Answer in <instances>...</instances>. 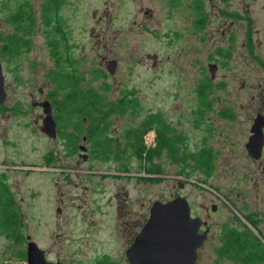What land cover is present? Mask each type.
I'll use <instances>...</instances> for the list:
<instances>
[{
    "label": "rangeland",
    "instance_id": "obj_1",
    "mask_svg": "<svg viewBox=\"0 0 264 264\" xmlns=\"http://www.w3.org/2000/svg\"><path fill=\"white\" fill-rule=\"evenodd\" d=\"M22 1L31 5L33 14L27 34L8 23ZM43 4L44 0H0V63L6 91L0 108V164L29 162L37 166L35 171H0L11 187L19 220L15 228L4 226L0 218V264H27L29 240L54 263L130 264L116 225L111 199L115 192L127 195L129 218L141 219L142 224L154 201L170 199L177 193L189 198L209 222L224 221L227 209L212 213L204 207L226 205L217 195L230 184L225 169L216 164L207 187L191 181L200 178L198 171L170 161L164 165L165 177H157L156 172L147 171L151 165L157 167L152 155L156 141L153 127L143 135L142 157L126 153L123 162L96 158V153L83 162L78 148L70 147L61 136L73 132L70 127L60 128L56 138L40 131L44 114L32 101L46 99L53 105L52 100L60 98L48 76L59 65L47 45ZM56 8L48 28L50 39L62 42L63 35L66 55L77 62L74 72L84 76L81 87L101 91L106 82V101L129 99L134 105L119 119L111 116L108 135L134 127L143 119L153 123L157 115L181 132H190L195 125L248 126L256 112L264 109V0H60ZM146 9L151 10L150 15L145 14ZM10 35L27 43L18 40L8 57L3 46L9 44L3 37ZM23 44L26 47L21 50ZM148 53L157 55L155 66L146 58ZM110 59L117 62L112 75L105 69ZM209 62L217 65L213 78ZM95 70L103 71L105 77L93 79ZM198 84H209L206 97L198 96ZM207 101L209 106L202 104ZM228 112L232 117H224ZM52 113L53 117L59 113L54 105ZM80 137L76 147L82 143ZM125 164L133 174L110 177L108 173L121 171ZM253 166L249 165L251 169ZM178 181L184 183L180 190ZM232 208L238 211V207ZM262 209L263 204L251 197L249 206L233 216L258 236L262 234L259 225L246 214ZM216 232L217 226L213 234ZM213 241L214 236L197 249L195 264H240L218 254L220 246ZM250 245L264 256V245L257 246L252 239L241 245L240 254ZM235 249L229 246L228 251ZM259 259L264 262V257Z\"/></svg>",
    "mask_w": 264,
    "mask_h": 264
},
{
    "label": "flooded vegetation",
    "instance_id": "obj_2",
    "mask_svg": "<svg viewBox=\"0 0 264 264\" xmlns=\"http://www.w3.org/2000/svg\"><path fill=\"white\" fill-rule=\"evenodd\" d=\"M17 4L19 5V8H14L15 10L13 11V13L10 14V21L8 20V23L11 24L14 28H16V30H20V32H24L25 34H27L31 26V18L33 16V14L31 13L32 10L30 8L31 5L26 1H22ZM43 6L44 8L43 12H41V15L43 16L44 25L47 29V45L51 51L53 40L50 39L51 31H49L48 28L52 22V15L54 14V10L52 7L51 0H44ZM56 11L57 9L55 10V12ZM150 13L151 10L149 9V13L147 15H150ZM12 19H14V22H11ZM26 26L28 27L26 28ZM11 36L12 35L8 37H3V40H6L8 43H10L11 41L19 42L18 40H20L22 43H27V40L14 39ZM60 36L62 42L59 41V43L61 44V48L64 49V44L66 43V40H64L62 34H60ZM10 47L11 45L3 46L5 51H7L8 53H10ZM25 47V45L24 48L21 47V50L25 49ZM13 54L15 55L16 53ZM102 60L103 62H105V57L102 58ZM44 100L46 99H43L42 101ZM42 101H36L34 99L32 101V105L38 106L42 109V107L40 106V103ZM1 107L2 104L0 105V108ZM128 111L129 110H126L124 113L112 112L108 118L106 117L108 113L106 110H96L88 112V115L102 116L101 120L94 121L84 115L76 119L73 116L77 114V112L67 111L65 114L67 115V117H70L64 122V124L65 127L72 128L73 132H69L70 134H62L61 136L63 137L66 143L68 141L66 136L71 137V139L68 141L69 145L70 147H75L76 149L78 148L77 155L80 159H82L83 162H88L92 159V156L94 155V143H99L100 145H107V148L110 151L108 153V157L104 159L108 161L113 160L116 162H123V156H125L126 153H129L126 149L132 147L131 145L133 143L139 146V133L141 130L140 126L142 121H140L134 127H128L118 134H116V131H114L113 134L108 135L107 130L110 127L112 115L119 119L120 117L125 116ZM257 114L264 115V109H260L259 111H257L254 118ZM224 117L230 118L232 117V113L228 112ZM254 118H252L251 124L248 126L195 125L190 127V132H181L179 130H176L175 126H173L170 122L166 121L163 116L158 115L160 128L155 135L156 141L153 146L154 148L156 144L158 145L157 155L153 156L157 159L158 170L156 172V175L159 178L165 177L164 165L167 163V161L178 165V167L181 165V167L185 166L186 169H194V172L198 171L200 174V178L191 179V181L196 183L199 182L205 187H207V185H210L209 183H207V181L213 176V171L215 170L216 164L220 163V165L225 169L224 176H229L228 180L230 181V184L228 188L224 190L223 193H217V195L226 205H218L216 203H212L209 208L204 207V210L206 212L211 211L212 213H217L220 209L223 208L227 209L228 214L224 221L209 222L207 218L202 217L199 212L196 211L197 206L193 205L189 198L186 199L190 206V216L192 218H200V220L202 221V224L199 226L198 232L202 233L206 231V239L204 240L203 244L208 242L211 237L214 236L213 244L218 245L221 248V250H218L221 251L223 255L229 256L231 259L238 260L237 262H240V264L242 263V261L239 259L242 255L238 252L239 250L237 251V254H235L234 251L229 252V246H241L242 244H245L248 239H252L258 245H264L261 242L264 241V126L261 127L263 137L262 147L259 150V156H251L246 148V144L250 136L252 135V123ZM54 119L56 121L57 136L60 134L59 129L62 128V125L61 121H58L55 116ZM92 122L100 124L98 127L94 128V130L100 128L103 129L105 128L106 124H108V126L106 127L103 133H96L94 131L88 130V127ZM44 135L47 136L46 134ZM79 136H81L80 139L82 143L78 144L76 147V143L78 142ZM95 137L96 139L93 140ZM81 147H84L85 149L82 150ZM96 158L98 157L96 156ZM46 163L48 164V162ZM14 164H8L6 162H3L0 164V171H4L5 169H22L24 170V172H27L31 170L35 171L37 168L36 165H31L29 162H25L23 165L19 166H14ZM250 164H254L252 169L249 167ZM120 169L121 171L111 172L108 174L110 175V177L115 178L119 175L133 174L131 173L130 168L126 164ZM40 170L46 171L47 168H41ZM176 170L179 173L184 172L179 169ZM247 170L249 171V173L244 172ZM239 171H241L242 173L239 174ZM0 175V204L4 208L6 207L8 213L11 214L15 212L14 207L16 206V201L11 192V187L8 185L5 178H3L5 175L3 173H1ZM176 185L179 188L178 190H180L183 188L184 183L178 181ZM245 187H247L248 189H239ZM251 197L255 198V202L263 204L262 211L259 212L256 210H252L251 213L246 214L248 219H251V221L259 225L258 229L262 234L258 236L252 234L253 232L244 226L243 221H239L238 218L233 216L234 213H237L238 211L243 212L244 208L249 206V199ZM175 198L185 197L182 196V194L177 193L174 197L162 200V202H166ZM111 199L115 205L114 214L116 217V225L119 227V232L123 237L121 240L123 244L126 245L125 255L127 258L126 249L134 242L138 232L141 230L147 220L142 224L141 219H136L132 221V219L129 218L130 213L126 210V194H124V197H122L117 192H115L111 196ZM232 206L238 207V211H235ZM228 208L231 209L229 210ZM57 209H59L60 211L59 207H57ZM16 220L18 221L19 226V220L17 218ZM215 226H217V232L216 234H213ZM245 231L248 232L245 234ZM250 231L252 233H250ZM251 234L255 237V239L251 237ZM261 264H264V262L261 261Z\"/></svg>",
    "mask_w": 264,
    "mask_h": 264
},
{
    "label": "water",
    "instance_id": "obj_3",
    "mask_svg": "<svg viewBox=\"0 0 264 264\" xmlns=\"http://www.w3.org/2000/svg\"><path fill=\"white\" fill-rule=\"evenodd\" d=\"M149 9L145 10V14ZM93 16L95 13L92 14ZM146 58L152 60V66L157 64V55L146 54ZM117 62L110 59L105 64L106 72L114 74ZM211 77L217 70L215 63H208ZM6 98L4 88V76L0 63V105ZM43 109L40 131L49 138L56 137V121L52 113L50 101L40 103ZM252 135L246 148L253 157L259 156L262 147L264 115L257 114L252 123ZM84 150V147H81ZM85 157V155H84ZM59 212V209H56ZM202 224L200 218L190 216V206L186 198H175L166 202L154 201L149 209V216L134 242L126 249L130 264H195L197 249L206 239V231L199 233ZM29 239V237H28ZM27 264H61L47 261L45 251L36 242L29 240L26 249Z\"/></svg>",
    "mask_w": 264,
    "mask_h": 264
},
{
    "label": "trees",
    "instance_id": "obj_4",
    "mask_svg": "<svg viewBox=\"0 0 264 264\" xmlns=\"http://www.w3.org/2000/svg\"><path fill=\"white\" fill-rule=\"evenodd\" d=\"M54 3L53 7V13H55V10L57 9L58 1L57 0H51ZM11 22H14V19L11 20ZM14 41H11L8 43L9 45H13ZM52 54L54 55L55 59L58 62L59 68L58 70H52L50 73H48V76L50 77L51 81L55 83L57 93L60 95V98L53 99L52 103L55 106L56 111H59L57 115L55 114V117L58 121H61L62 127H65L64 122L69 118L65 114L67 111H75L77 114H75L74 118H80L81 116H87L92 121L94 120H101L102 116H92L88 115V112L90 111H96V110H106L108 113L106 117L108 118L109 115L112 112H121L124 113L129 108L132 110L134 108V105L130 103L129 99H120L119 101H106L102 96L103 92L107 91L109 88V85L106 82H103L101 85V91H97L92 87L83 88L81 87V81H83L84 76L83 75H77L74 71L76 69L77 62L73 57L66 55V48L63 50L61 48V44L59 41L55 40L52 43ZM8 57H11L12 54L8 53L7 51H4ZM62 61H66L67 63H62ZM105 77V73L101 70H95L93 79H103ZM63 90V94L62 93ZM198 96L204 98L208 95L209 92V84H198L197 87ZM199 97V98H200ZM203 105L209 106V101L202 102ZM63 120V122H62ZM100 124L96 122H92L88 130L94 131L96 133H103L108 126L106 124L105 128H100L94 130V128L98 127ZM153 127L154 130L159 131V120L158 115L153 117V123H150L148 119H143L141 122V130L139 133L140 136V142L139 146L135 145L134 143L131 145L132 147H129L126 149L130 155L132 156H139L142 157V153L144 151V143L142 140V136L151 128ZM70 134V133H69ZM97 136V134H96ZM68 141L71 139V137L66 136ZM96 137L93 139L95 140ZM95 156H101L104 158L108 157L109 149L107 148V145H100L99 143H94L93 145ZM153 148V147H152ZM152 155H157L158 145L153 148ZM124 152V151H123ZM158 168L156 165H151L147 171L149 172H157ZM0 218L1 221H3L4 226L10 227L12 225H15V228L18 226V221L16 220L15 213L9 214L7 211V208L2 207L0 209ZM9 229V228H8ZM9 231H12L9 229ZM16 230H13L15 232ZM249 242V239L247 240ZM257 245V244H256ZM258 246V245H257ZM236 247L238 252H242L241 246H234ZM255 248V247H254ZM251 245L247 247H243L244 253H242V256L239 260L242 261L241 264H255L258 262L260 257V254L257 250H255ZM234 250V253L237 254V250ZM221 250V248H220ZM226 250V249H225ZM219 254H222L221 251H217ZM26 257V254H25ZM238 261V260H237Z\"/></svg>",
    "mask_w": 264,
    "mask_h": 264
},
{
    "label": "built area",
    "instance_id": "obj_5",
    "mask_svg": "<svg viewBox=\"0 0 264 264\" xmlns=\"http://www.w3.org/2000/svg\"><path fill=\"white\" fill-rule=\"evenodd\" d=\"M145 140H146V142H147L148 139L145 137Z\"/></svg>",
    "mask_w": 264,
    "mask_h": 264
}]
</instances>
